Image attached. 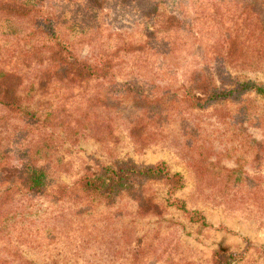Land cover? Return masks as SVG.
Wrapping results in <instances>:
<instances>
[{
  "label": "rangeland",
  "instance_id": "obj_1",
  "mask_svg": "<svg viewBox=\"0 0 264 264\" xmlns=\"http://www.w3.org/2000/svg\"><path fill=\"white\" fill-rule=\"evenodd\" d=\"M102 1L41 8L79 59L110 56L107 77L81 67L86 77L77 67L57 73L35 19L0 8V68L19 73L20 103L43 125L35 132L0 106V145L14 166L32 156L47 172L41 194L14 178L13 201L0 205V264H210L220 247L231 264H264V98L174 102L195 79L264 85V45L253 50L264 0ZM128 160L164 161L183 186L169 193L163 181L138 179L137 192L151 197L146 209L127 192L92 205L75 187L83 174ZM60 184L69 195L57 196Z\"/></svg>",
  "mask_w": 264,
  "mask_h": 264
},
{
  "label": "trees",
  "instance_id": "obj_2",
  "mask_svg": "<svg viewBox=\"0 0 264 264\" xmlns=\"http://www.w3.org/2000/svg\"><path fill=\"white\" fill-rule=\"evenodd\" d=\"M91 7H100L102 0H87ZM42 0H29L26 5L19 4L16 0H0V8L2 13L11 16L24 15L35 19L36 25L46 34V38L41 42L42 48L52 53L50 64L56 69L57 73L71 71V69L78 68L77 73L81 75L89 73L96 77L110 76L112 68V61L110 56L102 53L92 54L91 59H79L73 53V47L68 40L66 33H62L58 28V22L53 21L51 14L45 15L41 8ZM179 18L177 16H170L167 21L176 23ZM13 27L11 26L10 29ZM13 34V31H10ZM258 35L254 38V45L257 47L253 49L258 55L263 52L264 45V19L258 26ZM10 34V35H11ZM44 34V35H45ZM49 36V40H48ZM232 38L226 36L224 43L230 45ZM235 46V43L232 44ZM231 46V47H232ZM94 59V60H93ZM90 60V61H87ZM93 60V61H91ZM83 68L85 71L80 70ZM86 77L87 75H83ZM20 75L16 71L6 70L0 68V106L6 108L10 117L22 119L35 132H42L43 125L40 122L39 116L36 112L30 110L27 106L20 103L19 97L16 93V85ZM209 78L195 79L194 85H189L188 89L178 97L174 93V102L187 103L189 108H204L209 103L215 101H222L228 97H239L247 92H254L264 98V85L255 81H236L228 89L224 86L212 87ZM34 128V129H33ZM3 137H0V143ZM13 155L0 145V205H4L13 201L9 195L11 186L15 179L20 180V186L30 194H41L43 188L47 184V172L41 166L32 161L31 157L19 158L20 165L14 166L12 163ZM140 180H160L168 185L167 191L169 193L175 192L182 188L183 177L179 172H171L164 161H159L153 164L137 165L135 162L128 160L118 163L115 166H103L96 175L83 174L75 182V187L80 193L88 199L92 205L98 204L102 200L111 202L113 197L122 192H127L132 197L136 198L139 203V208H149L151 197L145 195L143 192H137L135 182ZM3 186V187H2ZM57 196H67L70 194L69 187L60 184L56 190ZM177 199L174 200L176 204ZM192 220L202 221L197 212H192ZM234 260V255L225 248H216L212 253V261L210 264H231Z\"/></svg>",
  "mask_w": 264,
  "mask_h": 264
}]
</instances>
